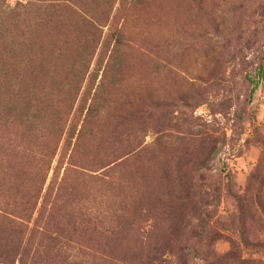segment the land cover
Listing matches in <instances>:
<instances>
[{
  "label": "rangeland",
  "instance_id": "obj_1",
  "mask_svg": "<svg viewBox=\"0 0 264 264\" xmlns=\"http://www.w3.org/2000/svg\"><path fill=\"white\" fill-rule=\"evenodd\" d=\"M35 4L0 24V74L37 79L0 145V264H264V0ZM34 115L63 129L46 171Z\"/></svg>",
  "mask_w": 264,
  "mask_h": 264
},
{
  "label": "trees",
  "instance_id": "obj_2",
  "mask_svg": "<svg viewBox=\"0 0 264 264\" xmlns=\"http://www.w3.org/2000/svg\"><path fill=\"white\" fill-rule=\"evenodd\" d=\"M26 4L24 3H18L16 7L11 8L7 4H4L2 0H0V24H3L5 20L9 19V26L10 22H16L19 24H22L26 18H25V12L33 6H37V1L39 0H26ZM9 26H5L10 28ZM120 32V31H119ZM120 34V33H119ZM24 38V37H22ZM92 41H88V46L91 45ZM18 45H25L24 41L22 40ZM260 66L262 67V70L264 69V63H261ZM17 78V80H14L16 87L15 88H8V89H15L17 96H14V99H17L15 102V105H13V102L2 99L0 96V145L1 147H5V144L7 143L6 136L10 133V128L12 127H20L21 129L24 128L25 122H22V119L24 120V111L23 109V103L25 101L32 102L36 101L35 99V89L37 85V79L35 77L27 78L28 75L16 73V76L10 75V74H0V81L4 80L2 78H5V81L9 78ZM1 89V88H0ZM7 89V88H4ZM39 119L36 115H34L33 118H29L28 121L26 120V123L29 124L30 130L33 131H44V135L42 136L45 138L44 141V153L43 158L41 159L40 169L45 167V171L50 167L51 162L53 161L54 157L56 156L60 141L62 139L63 129L60 128V122L57 121L56 123L50 125L49 127H36L32 128L34 123H38ZM17 133V132H15ZM81 144V136H79L76 140V143H74V147L72 149V153L70 155L69 159V166L72 168H83L87 169L88 166L83 165L81 161L82 158L79 157V153L75 148ZM5 151L8 150V148L5 147ZM74 172H79V174L84 175L82 172L78 170H73ZM34 205V204H33ZM32 206V202H28V204L25 206V210L28 212L30 211V207ZM23 210V211H25Z\"/></svg>",
  "mask_w": 264,
  "mask_h": 264
}]
</instances>
